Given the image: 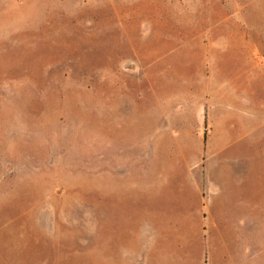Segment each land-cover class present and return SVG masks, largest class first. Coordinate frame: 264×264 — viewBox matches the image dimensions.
I'll return each mask as SVG.
<instances>
[{
	"label": "rangeland",
	"instance_id": "rangeland-1",
	"mask_svg": "<svg viewBox=\"0 0 264 264\" xmlns=\"http://www.w3.org/2000/svg\"><path fill=\"white\" fill-rule=\"evenodd\" d=\"M232 8L0 0V264H264V14Z\"/></svg>",
	"mask_w": 264,
	"mask_h": 264
},
{
	"label": "crops",
	"instance_id": "crops-1",
	"mask_svg": "<svg viewBox=\"0 0 264 264\" xmlns=\"http://www.w3.org/2000/svg\"><path fill=\"white\" fill-rule=\"evenodd\" d=\"M224 3L228 6H237V9H231V14H264V5H262L260 0H223ZM233 19H245V17L241 16H233ZM255 19H262L263 17L258 16L254 17Z\"/></svg>",
	"mask_w": 264,
	"mask_h": 264
}]
</instances>
